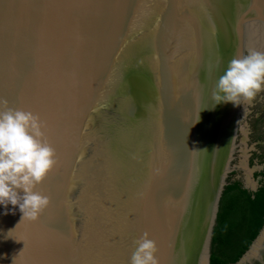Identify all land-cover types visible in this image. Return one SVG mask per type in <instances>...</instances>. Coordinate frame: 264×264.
<instances>
[{
	"label": "water",
	"instance_id": "obj_1",
	"mask_svg": "<svg viewBox=\"0 0 264 264\" xmlns=\"http://www.w3.org/2000/svg\"><path fill=\"white\" fill-rule=\"evenodd\" d=\"M253 48L264 0H0V99L40 116L58 160L37 220L0 205V264H131L145 231L160 264H210L237 179L231 264H264V91L212 96Z\"/></svg>",
	"mask_w": 264,
	"mask_h": 264
},
{
	"label": "clouds",
	"instance_id": "obj_2",
	"mask_svg": "<svg viewBox=\"0 0 264 264\" xmlns=\"http://www.w3.org/2000/svg\"><path fill=\"white\" fill-rule=\"evenodd\" d=\"M264 91V51L250 49L232 58L213 91L217 102H251ZM58 165L57 153L38 114L9 106L0 99V205L18 206L22 221L37 220L50 207L51 197L36 191ZM21 190L23 195H21ZM19 225H17L18 227ZM150 233L134 240L131 264H160L158 247Z\"/></svg>",
	"mask_w": 264,
	"mask_h": 264
},
{
	"label": "trees",
	"instance_id": "obj_3",
	"mask_svg": "<svg viewBox=\"0 0 264 264\" xmlns=\"http://www.w3.org/2000/svg\"><path fill=\"white\" fill-rule=\"evenodd\" d=\"M248 198L243 184L237 179L233 190L219 206L213 230L210 264H231L243 241Z\"/></svg>",
	"mask_w": 264,
	"mask_h": 264
}]
</instances>
